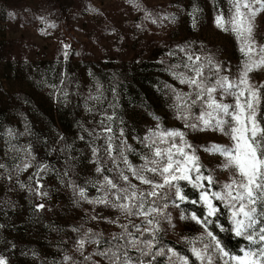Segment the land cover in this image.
Returning a JSON list of instances; mask_svg holds the SVG:
<instances>
[{"label":"rangeland","instance_id":"rangeland-1","mask_svg":"<svg viewBox=\"0 0 264 264\" xmlns=\"http://www.w3.org/2000/svg\"><path fill=\"white\" fill-rule=\"evenodd\" d=\"M194 7L198 9L195 26L191 15ZM230 8V0H0V256L6 258L7 264L53 263L56 252L43 236L51 228L56 231L63 227L69 233L84 228L112 233L122 222L133 218L117 208L89 202L105 194L100 187L105 176L116 177L113 161L104 151L107 135L113 137L114 147L124 148L133 166H139L143 163L141 157L149 153L142 141L158 125L160 129L183 131L185 139L196 149L199 163L207 169L204 174L210 171L216 181L212 190H219L221 185L230 182L233 171L224 169V158L210 150L213 145H231L229 137L212 130L185 127V121L177 118L174 107L176 92L191 91L189 85L180 83L174 75L186 71L183 65L190 63L187 55L218 64L221 77L236 80L241 75L244 57L240 41L215 24L216 15L222 12L227 18ZM254 24L253 39L257 46L264 45V12L256 16ZM70 58L74 59L73 71L81 68L82 59L89 64L82 71L86 80L79 81L74 96H70L73 105L79 107L78 116L70 125L68 142L75 177L68 174L65 161L60 159L57 133L36 130L24 106L7 103L9 97H23L21 93L44 101L52 96L58 98L59 71ZM101 67L126 72L131 90H136V86L145 88L150 93L149 101L143 104L130 95L116 100L109 91L91 88V68L98 71ZM249 78L252 86L261 91L264 68L253 71ZM216 98L221 99L219 93ZM222 100L234 103L231 96H224ZM262 103L261 97L257 119L264 115ZM195 109L199 115L200 107L192 111ZM18 116L26 118L23 121L29 133L39 132L41 141L37 147H30L29 141L24 140L25 123ZM104 126H110L112 132L103 133ZM7 128L17 138L15 146L22 147L16 153L9 150ZM94 148L98 155L93 154ZM25 165H32L33 178L46 180L48 184L44 191L47 195L39 196L28 206L33 209L39 204L58 206L56 210L49 208L53 216H46L40 227L34 224L28 228L24 202L18 199L19 187L14 190L9 187L13 181L18 186L29 179L30 172L26 171L30 166ZM120 166L124 167L122 163ZM98 167L104 170L98 172ZM132 183L148 189L135 179ZM80 189L84 190L86 199L79 196ZM107 199L114 198L109 194ZM167 205L158 217L159 228L190 251L193 246L200 248L201 237L205 235L201 226L183 219L182 216L190 214L171 202ZM71 251L76 256L82 253L77 242ZM164 252L169 262L180 264L168 249ZM10 254L15 263L9 260ZM215 264H223V260L217 256Z\"/></svg>","mask_w":264,"mask_h":264},{"label":"snow or ice","instance_id":"snow-or-ice-1","mask_svg":"<svg viewBox=\"0 0 264 264\" xmlns=\"http://www.w3.org/2000/svg\"><path fill=\"white\" fill-rule=\"evenodd\" d=\"M230 3V15L226 18L222 12L217 14L215 24L221 30L233 33L240 41V51L244 57L241 75L236 80L221 77L218 64L207 58L205 63L200 56L193 55H187L190 63L183 65L186 71L174 73L180 83L189 85L191 89L189 93H175L177 118L185 121V127L197 131L220 132L231 140V145H213L210 149L224 158V169L233 171L230 182L221 185L219 190H212L211 186L216 181L210 171L208 175L204 174L207 169H203L199 163L196 149L185 139L183 131L160 129L158 125L142 141L149 153L141 157L143 163L139 166H133L124 154V148L114 147L113 137L107 135L104 137V151L113 161L116 177L105 176L104 183L100 185L105 194L89 202L117 208L128 216L143 217V223L148 227L133 224L135 232H131L127 225H122L124 235L114 236L113 240H125L126 243H110L107 248L99 247L102 237L89 229L77 242L79 250L82 251L86 244H96L98 250L95 254L107 259L109 264H132L128 256L129 248H135L142 256H151L152 259L164 255V247L157 238L160 231L158 217L163 215V209L168 205L158 204V200H167L171 193V203L176 207L187 202L200 204L204 209L202 216H197L195 212L182 216L204 230L201 247L193 246L191 249L200 264H215L217 256L223 260V264H264V127L261 126L264 115L257 119L261 94L259 88L252 86L249 78L250 73L264 68V45L257 46L253 39L255 18L264 12V0H230ZM197 11L194 7L191 13L193 26ZM181 51L184 49L181 48ZM217 93L221 99L216 98ZM224 96L233 97L234 103H224ZM196 106L201 109L199 115L192 112ZM101 124L104 122L101 121ZM102 132L111 133L112 129L104 126ZM93 154L98 155V150L94 148ZM103 170L97 168L98 172ZM130 176L139 184L147 185L148 189H141L132 183ZM181 181H185L198 193L197 199L189 200L180 185ZM35 192L38 196L47 195L46 192L41 193L39 188ZM109 194L114 198L111 201L107 199ZM79 196L86 199L83 189L79 190ZM217 201L228 210L230 227L220 223L222 213ZM36 207L42 209L44 205ZM213 227L220 232L231 231L236 237H243L250 247L247 250L241 249L242 255L230 254L212 230ZM137 233L140 236L146 233L148 238L140 239ZM205 239L207 243L203 242ZM168 252L180 264H189L188 258L180 256L174 249L169 248ZM85 259L90 260L91 257ZM0 264H7L6 258L0 256ZM136 264L144 262L140 260Z\"/></svg>","mask_w":264,"mask_h":264},{"label":"trees","instance_id":"trees-1","mask_svg":"<svg viewBox=\"0 0 264 264\" xmlns=\"http://www.w3.org/2000/svg\"><path fill=\"white\" fill-rule=\"evenodd\" d=\"M64 64L65 66H62L59 71L60 90L58 98L52 96L51 99L44 101L42 99H36L35 97L33 98L28 93H21L23 96L21 97L22 99H14L12 97H9L7 103L15 107L24 106L25 114L28 116V120L31 121V125H33L36 130L38 128L40 132L52 131V133L50 134H53V132L57 133V135L59 136L57 147L61 152L60 159L65 161L64 168L68 171V174L72 177H75L76 170L74 168L75 166L72 164V160L70 159L68 142L71 133L70 125L73 118L78 116L79 107L73 105L74 103L70 98L74 96L73 92L75 91L79 81L86 80V78L84 77V72L82 73V71L84 70L83 68L88 66L89 64L86 62V60L82 59L81 61H79V64H81V68H79L78 71L72 70V66L74 64L73 58H70V60ZM91 70L93 73L89 76V79L92 82L91 88L99 87V89L106 93L109 91L113 94V97L116 100H123L125 97H127L126 95H130L132 97L134 96V100H140L143 104H146L149 101L150 93L145 88L136 86V90H131L126 72H122V70H106L102 69V67L101 69L99 68L98 71H95L93 68H91ZM152 93L155 94V92ZM260 94L263 100L261 107L264 109V87H262ZM23 98H28V100H24ZM16 109L18 108H15V110ZM192 112L197 115L199 113V110L195 109ZM18 120L25 123L23 120H26V118L18 116ZM6 121L8 122L9 120ZM262 127H264V122ZM24 128V140L29 141L30 147H37V145L40 144L39 142L41 141V139H39V137L37 136L39 132L36 131L34 133V130H31V133H29V127L26 125V123ZM7 130L9 150H13L16 153V151H18L19 149L21 150L22 147L15 146L17 138L12 136L14 132L11 129L7 128ZM26 149L27 146L24 147V150ZM26 172H30V175L28 177L29 179L27 181L18 186L16 185L15 181H13L14 183L11 182L9 184V187L13 190L19 187V191L17 193L18 199L23 200L24 202L23 208L27 216L26 223L28 225V228H30L31 225L34 224L40 227L39 224L42 225L46 216H53V212H50L49 208H53L54 210H56L58 206L54 204H47L40 211L28 206L29 203L35 202L39 198L35 190L39 188L40 192L42 193L48 189V184L46 180H39L35 177H32V165L30 166V168H27ZM75 184H77V182H75ZM41 185L42 187H40ZM180 185L183 188L184 193L188 196L189 200L198 198V193L185 181L180 182ZM168 202H171V196H169L167 200H158V204L161 205ZM216 203L221 208L222 215H220L219 217L220 223L225 227H230L228 222V210L220 205L219 201H217ZM9 207H12V204H9ZM179 208L185 211L187 214H191L192 212H195L197 216H202L204 214V209L200 204L193 205L191 203L184 202L180 203ZM133 224L140 225L141 227H144L145 225L141 217L133 216V218H131L129 221L122 222L119 228L113 230L112 233H104L103 231L93 229L91 230L93 233H96L98 236L102 237L99 247L107 248L110 246V243L117 245L125 244V240L115 241L113 240V237L124 235V228L122 227V225H127L129 231L135 232V229L132 227ZM43 227L44 226H42V228ZM64 229L65 228L61 227L59 230L54 231L51 228L48 233L45 232L43 235L44 241L48 242L49 245L51 244L52 249H54L56 252V260L53 263L50 262V264H109V261L107 259L95 254L98 250V246L96 244H86L80 256H76V254L72 253V245L76 244V242H78V240L88 232L89 228H84L83 230L77 229L78 231H72L70 232L71 234ZM212 230L216 235H218L223 245L226 247V250H228L230 254L237 256L242 255L241 249L247 250V248L250 247L248 241H246L243 237H236L231 231L220 232L219 229L215 227H213ZM136 235L140 239L148 238L146 233L144 234V236H140L139 233H137ZM157 238L161 240V244L164 249H174L181 256L187 257L189 264H199L188 246L183 245L174 238L172 239L166 236L162 229H160ZM16 240L18 241V239ZM160 246L161 245H157V247ZM153 251H155V249H153ZM128 256L131 257L132 264H136V262L140 260H142L144 264H149V262L150 264H173L168 261L166 253L164 255H157L155 259H152L151 256H142L140 252L135 248H129ZM85 257H91V259L86 260ZM9 260L15 263V258L12 257L11 254L9 256Z\"/></svg>","mask_w":264,"mask_h":264}]
</instances>
